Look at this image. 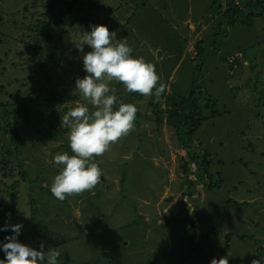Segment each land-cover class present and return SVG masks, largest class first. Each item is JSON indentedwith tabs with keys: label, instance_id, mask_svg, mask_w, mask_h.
I'll use <instances>...</instances> for the list:
<instances>
[{
	"label": "rangeland",
	"instance_id": "obj_1",
	"mask_svg": "<svg viewBox=\"0 0 264 264\" xmlns=\"http://www.w3.org/2000/svg\"><path fill=\"white\" fill-rule=\"evenodd\" d=\"M50 1L0 0V102L12 104L0 106V160L8 161L0 163L2 203L11 204L17 184L15 212L0 229L21 224L19 242L43 243L45 252L55 248L78 263L193 264L200 237L199 247L209 251L205 264L222 256L229 264L264 263V0ZM231 2L240 5L236 24L225 13ZM43 22L50 24L45 38L38 32ZM93 24L126 38L134 57L154 64L169 96L155 102L109 82L119 101L138 108L134 130L94 157L103 174L93 190L60 201L50 191L60 171L53 157L73 154L61 116L85 103L76 90L86 75L83 53L74 42ZM192 86L186 113L193 104L207 116L214 112L193 143L209 150L210 177L220 186L201 180L194 148L182 146L188 134H175L168 112L162 126L155 121L157 108L170 109ZM19 102L26 109L13 113ZM7 117L23 136L14 155ZM175 148L180 152L171 157ZM187 163L190 170H182ZM1 231L2 238L14 235ZM227 234L230 251L222 255Z\"/></svg>",
	"mask_w": 264,
	"mask_h": 264
},
{
	"label": "clouds",
	"instance_id": "obj_2",
	"mask_svg": "<svg viewBox=\"0 0 264 264\" xmlns=\"http://www.w3.org/2000/svg\"><path fill=\"white\" fill-rule=\"evenodd\" d=\"M90 28V32H85L74 42L78 52L83 53L86 75L76 79V90L85 103H78L61 116L60 126L69 129L68 140L73 154L58 153L53 157L60 171L55 175L50 191L60 201L93 190L103 174L94 157L102 156L110 145L134 130L138 108L119 101L109 82L123 83L129 93L154 96L155 102H159L167 88L154 64L142 56L132 55L133 49L126 38L117 39L116 32H110L103 24H93ZM85 45L91 51L84 52ZM8 228L14 235L5 237L7 242L2 243L5 258L0 264H58L61 251L52 248L45 252L43 243L39 250L29 247L17 239L21 224H6L0 230ZM211 264H229L228 257H214ZM252 264L259 262L253 260Z\"/></svg>",
	"mask_w": 264,
	"mask_h": 264
},
{
	"label": "trees",
	"instance_id": "obj_3",
	"mask_svg": "<svg viewBox=\"0 0 264 264\" xmlns=\"http://www.w3.org/2000/svg\"><path fill=\"white\" fill-rule=\"evenodd\" d=\"M50 2L54 3L55 0H51ZM239 6H240L239 3L231 2L229 7L227 9H225V13L230 12L232 15H234L230 19V21H232L233 24L237 23L236 16L238 14V10H240ZM135 14H136V12H134L132 14V16L129 18V20H128L129 22L133 21ZM49 25H50L49 22H47V23L43 22V24H41L42 29H40L38 32L41 33V36L43 38H45V35H47V33H48ZM31 47L33 48V50H37V49L41 48V46L38 47L35 44H31ZM201 51H202V49L199 48V46L197 45V54L196 55L198 56ZM194 61L195 60H193V62ZM194 66L196 68H198V65L196 63L194 64ZM1 88L2 87H0V89ZM194 90H195L194 87H193V89L191 88V90H190L191 92L189 93L188 96L182 97V99L179 103H171V106H173V107H170V109L166 108L165 110H162L163 112L158 110V108H157L158 106L156 105V107H155V108H157V110H155V113L157 115L156 123L158 126H160V125L162 126V124L164 122L163 116L166 112H168L167 113V123L169 125H171L172 128L175 127V129H176V131L174 130L175 134L177 135L180 131H185L188 134V139H186L185 142L182 141L183 142L182 146L187 148L189 151H190V149L194 148L189 154L191 156V160L193 161V164L196 165V167H198V169H200L202 172L201 173V180H205L206 178L208 180H210L207 184L209 187H212V186H214V184H217V183H218V186H220L222 183L221 179L218 180L216 183H213V181L211 180V177H210L211 173L209 171V167L211 166L212 162H210L211 160L208 161V155H209L208 151L209 150L202 148L201 142L199 141L200 138H198L199 144H197L195 146L193 143V140L195 137L194 133L200 128L202 121L214 114V112L212 111L213 114H211L209 116L205 115L203 113V111L201 110V108L199 106L197 107L196 104H193V108L189 113H186V108L183 106V104L185 102H189L190 98H192V96L194 95V92H193ZM201 101H204V100H201ZM167 102H170V100H167ZM194 103H197L196 98L194 99ZM209 103L213 105L212 101H210V102L208 101L205 105L207 107H209ZM11 105L12 104L0 102V106H4V107L8 106L9 107ZM15 107L16 108H14L13 113H16L18 111L21 112L23 109H26V107L22 106L21 102L17 103V106H15ZM6 120H7V124L9 125L6 130L10 129V131L13 135V141L12 142L14 143V150H12V149L8 150V153L11 155L12 154L14 155L16 153V151H18V143L21 141L23 136L20 133V129L16 128V126H14L13 123H10L11 121L8 117L6 118ZM180 126L183 127L184 130H181ZM2 161L3 160H0V163ZM3 162L7 163L8 161L6 162V159H4ZM10 162H9V164H10ZM3 164H1V168L8 169L7 165H3ZM181 169L184 171L190 170L189 164L187 163L186 165H183L181 167ZM191 182H192V180H191ZM11 187L13 189H15V191L13 193H11V199H12L11 204L6 205L5 203H2V201H0V224H3L7 220V218L15 212L16 197H17V191H16L17 184L15 183ZM30 200H31V202H33V198H31ZM230 201H231V199L228 200V202H230ZM233 202L236 204L238 203L237 201H233ZM183 219L185 222L188 223L189 227L191 226L192 228H194V224L191 222L192 219L188 215V213L186 216L183 217ZM208 232L209 233H217V234H218V232L222 233L220 230H217L214 227L212 229L210 227ZM1 234H2V231L0 230V260L5 258V253L2 250V243L7 242L5 240V238L1 237ZM203 235L204 236L208 235V233L201 234V236H203ZM248 236L254 237L253 235H244V238H246ZM226 238L227 239L225 242V247L222 250V255H227V253L230 251L231 234H227ZM200 239H201V237H200ZM200 239L197 241V244H195V246H194V250H197L198 252L196 254V262L192 261L193 264H205L206 260L209 261V259H207L208 255H209V251L202 248V247H199L200 244L198 242L200 241ZM35 249L39 250L40 246H37ZM201 250H203V254H202ZM44 251H45V249H44ZM260 258H262V256H260ZM58 264H93V263L92 262L78 263L77 261L61 254V256L58 258ZM262 264H264V263H262Z\"/></svg>",
	"mask_w": 264,
	"mask_h": 264
},
{
	"label": "crops",
	"instance_id": "obj_4",
	"mask_svg": "<svg viewBox=\"0 0 264 264\" xmlns=\"http://www.w3.org/2000/svg\"><path fill=\"white\" fill-rule=\"evenodd\" d=\"M196 54H197V53H196ZM231 55H232V54H231ZM244 63L247 64L248 61L245 60ZM168 95H169V94H167V89H166V91L162 94V96H161L162 98H161V99H162V100H165V99L168 97ZM164 108H169V106L164 105ZM155 121H156V116H155ZM167 124H168V123H167ZM162 125H163V124H162ZM171 149H172V148H171ZM171 149H170L171 157H172V155H173V156H177V153L180 152V151H179L178 149H176V148L173 149V150H171ZM172 159H173V158H168V160H167V164H168V165H165L166 167H167V166L170 167L169 164L172 162ZM174 163H175V162H174ZM170 171H171V170H170ZM173 174H174V172L171 171V176H172ZM174 175H175V174H174ZM172 201H173V200H172ZM172 201H171V202H172ZM178 201H179V200H177V202H178ZM177 202H176V203H177ZM174 205H175V204H174Z\"/></svg>",
	"mask_w": 264,
	"mask_h": 264
},
{
	"label": "water",
	"instance_id": "obj_5",
	"mask_svg": "<svg viewBox=\"0 0 264 264\" xmlns=\"http://www.w3.org/2000/svg\"><path fill=\"white\" fill-rule=\"evenodd\" d=\"M102 178V177H101Z\"/></svg>",
	"mask_w": 264,
	"mask_h": 264
}]
</instances>
